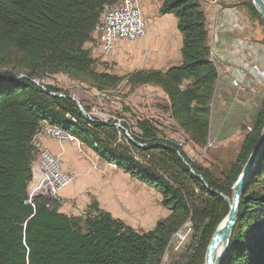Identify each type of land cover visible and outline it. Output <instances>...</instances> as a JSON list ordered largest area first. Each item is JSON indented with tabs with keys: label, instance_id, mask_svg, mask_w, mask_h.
Returning <instances> with one entry per match:
<instances>
[{
	"label": "trees",
	"instance_id": "obj_1",
	"mask_svg": "<svg viewBox=\"0 0 264 264\" xmlns=\"http://www.w3.org/2000/svg\"><path fill=\"white\" fill-rule=\"evenodd\" d=\"M118 1L0 0V264H162L172 236L188 222L191 241L172 264H203L208 243L230 210L232 187L264 127V102L235 160L219 176L190 160L177 142L159 138L154 117L122 107L103 118L85 98L48 84L43 91L32 82L69 77L97 91L115 89L124 80L131 88L156 86L164 96L155 107L188 141L203 147L217 72L208 45L211 19L202 0H163L158 8L159 15L177 20L178 65L124 76L99 72L85 47L94 40L103 9ZM240 4L264 24L251 0ZM125 113L132 115L123 125L133 141L113 125L112 116ZM44 123L69 132L104 162L154 189L169 214L153 228L137 231L94 200L82 215L73 216L40 192L32 197L33 208L27 200L37 175L35 137ZM220 264H264V146L240 197L230 248Z\"/></svg>",
	"mask_w": 264,
	"mask_h": 264
},
{
	"label": "rangeland",
	"instance_id": "obj_2",
	"mask_svg": "<svg viewBox=\"0 0 264 264\" xmlns=\"http://www.w3.org/2000/svg\"><path fill=\"white\" fill-rule=\"evenodd\" d=\"M222 4H224V2H222ZM157 5L158 0H151V2H149L148 13L144 16L147 22V30L145 37L142 39L137 40L136 42L119 40L116 42L115 50L109 54H101L97 49H95L96 43L94 40L85 45V47L91 51L92 57L96 58L98 61L96 69L99 72L104 71L118 76H124L135 70L152 69L158 59L157 55L159 52L157 51L160 50L163 44L172 43L173 47H170V52H176L175 43L177 40L180 42L181 36L176 29V26L173 25L170 29L169 22L162 21L163 19L160 18L161 15L158 13ZM242 7V12L247 17L248 21L264 32V24L260 21V19L250 17L247 9L244 6ZM173 32L175 34H173ZM46 82L48 85H54L77 97L85 98L88 102H90L92 108L100 117L105 118L114 110H120L122 107H127L131 113L141 116L154 117L158 121V124H160L158 125L159 133L157 134L159 138H166L170 132L177 131L178 129L177 125L170 120L167 115L155 107L154 104L158 103L162 99V96L160 95L161 91L156 86L148 85L131 88V86L124 80L115 89L107 90L103 96H98V94H96V90L93 89L86 81L71 79L69 77H58L55 79H46ZM82 82L83 85L81 84ZM248 91L249 90L246 92ZM131 113H125L124 119L127 122L130 121L128 119L131 118ZM178 139L181 143L183 142L182 148L186 146L187 152L193 158H196L195 161L201 165L208 162V157H217L219 162L212 163L210 169L213 173L219 176L222 172L227 171L230 163L236 158H234V156L238 145H231L230 148L220 147L222 145H218L217 147L207 150L204 153L201 151L200 147L199 150L195 146L191 145L185 136L180 135ZM72 147L73 162H78L80 166H82L81 169L80 167L77 168L79 171L84 169L85 173L91 163L90 161H94L100 166L103 165L97 155L86 146H82V149L86 155H89L91 160H89L86 155L78 153L74 146ZM238 149H240V146ZM237 154L238 153L236 152V156ZM34 167L37 174V162L34 163ZM81 175L83 176V174H78V177L80 178ZM99 175L101 174L95 173L93 178H98ZM75 176H77V174H75ZM104 177L107 184L111 186V190L114 191L113 198L111 200L108 199L107 203L104 205L105 210H109L113 217L121 219L124 223L130 225L135 230L147 231L154 227L155 222L158 219L164 218L169 214V211L161 205L160 194L154 189L140 183L128 175L115 171V169L107 172ZM130 195L134 196L132 202L136 206L135 211L132 210V207L129 205V202L131 201ZM145 198L151 203V207L154 212L145 209L140 210V200ZM93 200L94 199L91 198L90 202ZM79 208L82 212L86 210V207H84L83 204H80ZM184 232L187 235L183 241L178 237H175V234L172 236L171 244L165 251L162 264H172L173 262L180 260V257L184 254L193 234V230L189 222L181 228V234Z\"/></svg>",
	"mask_w": 264,
	"mask_h": 264
},
{
	"label": "crops",
	"instance_id": "obj_3",
	"mask_svg": "<svg viewBox=\"0 0 264 264\" xmlns=\"http://www.w3.org/2000/svg\"><path fill=\"white\" fill-rule=\"evenodd\" d=\"M162 1L158 0L157 10ZM149 2L151 0H140L144 16L148 13ZM202 2L211 19L208 45L210 47V60L217 72V80L210 103L208 140H214L216 147L222 145L220 147L230 148L231 145H238L239 148L248 134L246 127L254 125L261 104L264 102V32L248 21L242 12L243 7L240 4L242 0H202ZM160 18L163 19L162 21L169 22L170 29L173 25L176 26L177 20L172 14L161 15ZM173 34L175 33L173 32ZM246 44H250L251 47L247 48ZM172 45V43H167L161 46L160 50L157 51L159 52L157 62L152 69L165 70L180 63L181 55L179 50L181 40L180 42L176 41V52L174 53L170 52ZM224 65L234 68L252 65L251 71L246 77L250 83L248 92L239 93L236 91L230 83V76L223 72ZM160 95L164 96L162 91ZM180 135L184 136L178 127L177 131L170 132L165 139L181 142L178 139ZM36 142L40 148L47 147L54 153H60L63 168L77 174L76 180L61 192L58 200L60 212L73 216L82 215L91 203V198L98 203L101 209L105 210L104 205L108 199L111 200L113 198L114 191L111 190V186L107 184L104 176L113 168H107L105 173L86 171V175L84 169L81 171L77 169L79 167L81 169L82 166L72 160V146L76 148L73 142H66L63 151H60L56 141L44 134L38 136ZM189 143L200 150L198 146L190 141ZM238 148L237 153L239 152ZM183 151L190 160H196L187 152L186 146L183 147ZM236 152L234 158L236 157ZM98 159L103 165L100 166L94 161L90 162H94L100 167L107 164L99 157ZM89 160H91L90 157ZM215 162H219L217 157H208V162L203 163V166L210 168L211 164ZM115 171L121 172L117 168ZM95 173L101 175L98 178H93ZM121 173L124 174L123 172ZM78 174H83V176L81 175L79 178ZM130 196L129 205L134 207L135 204L132 203L134 196ZM80 204L86 207L84 212L79 208ZM105 211L109 212L107 209Z\"/></svg>",
	"mask_w": 264,
	"mask_h": 264
},
{
	"label": "built area",
	"instance_id": "obj_4",
	"mask_svg": "<svg viewBox=\"0 0 264 264\" xmlns=\"http://www.w3.org/2000/svg\"><path fill=\"white\" fill-rule=\"evenodd\" d=\"M146 30L147 22L141 9L140 0H119L114 6L105 7L103 9L100 18L95 25L93 31V39L96 43L95 49H97L101 54H109L115 50L117 41L126 40L129 42H136L137 40L145 37ZM246 46L247 48L251 47L250 44H246ZM251 68L252 67L248 65L235 68L224 65L223 72L230 76V83L236 89V91L239 93H244L247 90H250V83L246 77L251 71ZM20 76L22 77L23 75ZM32 82L39 86L43 91H46V80L32 79ZM81 84L83 85V82ZM105 92L106 91L96 90V94H98V96H103ZM49 94L53 96L64 97V94L58 91H52L49 92ZM77 105H79L78 101ZM84 115L90 118L86 112H84ZM66 116L69 117L68 114ZM112 118L115 120L113 125L118 130L119 134L122 132L126 139L133 141L130 131L123 125V122H125L124 117L112 116ZM251 130L252 126L246 127V131H248V133L251 132ZM41 134H44L56 141L60 151H63L64 144L66 142H73L78 153L86 155L82 149V146L84 145L75 136L57 126L49 125L47 123L42 124L40 130L36 134L35 142L37 141L38 136ZM182 143L177 142L181 148ZM136 144L139 147L146 145L145 143ZM36 146L38 147L37 142ZM215 147V141L208 140L207 143L201 147V151L205 153L207 150L213 149ZM133 155L138 159L136 154ZM86 157L89 159V156L86 155ZM37 167L38 172L36 175V180L32 186L27 200V203H29L33 208V195L44 192L53 200H59L61 192L71 185L76 177L74 173L63 168L60 153H54L47 147H38ZM107 168L116 169V166L112 163H107L105 166L100 167L96 163L91 162L87 172L97 171L100 173H105ZM186 235L187 234L185 232L181 234V229L175 233V237H178L182 241L186 238ZM171 241L172 238L169 241L168 246H170Z\"/></svg>",
	"mask_w": 264,
	"mask_h": 264
},
{
	"label": "water",
	"instance_id": "obj_5",
	"mask_svg": "<svg viewBox=\"0 0 264 264\" xmlns=\"http://www.w3.org/2000/svg\"><path fill=\"white\" fill-rule=\"evenodd\" d=\"M252 4L259 12L262 20L264 21V0H251ZM71 99L74 100L76 103V99L70 95ZM78 108L84 114V110L82 106L79 104L77 105ZM81 106V107H80ZM84 111V112H83ZM264 146V127L260 133L258 140L256 141L246 163L244 164L241 173L239 174L237 180L235 181L232 187V199L230 204V210L224 222L222 220L221 223L218 225L217 229L215 230L214 234L212 235L205 254L204 264H220L223 257L228 253L230 248V241L232 231L236 222V216L238 212V205L240 201V197L245 190V184L250 176L252 168L259 158L260 154L262 153ZM221 225V226H220ZM222 247V250L219 253H216L218 248Z\"/></svg>",
	"mask_w": 264,
	"mask_h": 264
},
{
	"label": "bare ground",
	"instance_id": "obj_6",
	"mask_svg": "<svg viewBox=\"0 0 264 264\" xmlns=\"http://www.w3.org/2000/svg\"><path fill=\"white\" fill-rule=\"evenodd\" d=\"M160 28V27H159ZM163 32V31H162ZM166 39V38H165ZM133 203V202H132ZM134 204V203H133ZM140 210H148V211H153V208L151 207L152 205H151V203L149 202V200L148 199H141L140 200ZM135 208H136V206L134 205V207H132L131 209L132 210H134L135 211ZM154 212V211H153ZM226 219H224L223 220V222L225 221ZM221 225H223V223H221ZM220 225V226H221ZM222 250V247H220V248H218V250L216 251V253H219L220 251Z\"/></svg>",
	"mask_w": 264,
	"mask_h": 264
}]
</instances>
